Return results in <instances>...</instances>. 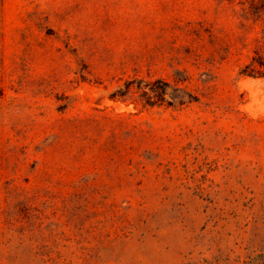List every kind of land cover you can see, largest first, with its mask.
<instances>
[{
  "label": "rangeland",
  "instance_id": "374dc122",
  "mask_svg": "<svg viewBox=\"0 0 264 264\" xmlns=\"http://www.w3.org/2000/svg\"><path fill=\"white\" fill-rule=\"evenodd\" d=\"M251 0H0V264H264Z\"/></svg>",
  "mask_w": 264,
  "mask_h": 264
},
{
  "label": "trees",
  "instance_id": "16d2710c",
  "mask_svg": "<svg viewBox=\"0 0 264 264\" xmlns=\"http://www.w3.org/2000/svg\"><path fill=\"white\" fill-rule=\"evenodd\" d=\"M247 14L254 22H261L262 26L254 39L251 57L241 67L240 74L264 78V0H251Z\"/></svg>",
  "mask_w": 264,
  "mask_h": 264
}]
</instances>
